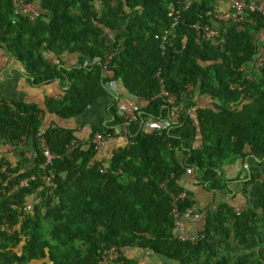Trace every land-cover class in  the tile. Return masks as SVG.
Instances as JSON below:
<instances>
[{
    "label": "trees",
    "instance_id": "1",
    "mask_svg": "<svg viewBox=\"0 0 264 264\" xmlns=\"http://www.w3.org/2000/svg\"><path fill=\"white\" fill-rule=\"evenodd\" d=\"M171 2L180 15L175 27ZM183 2L35 0L44 14L32 21L16 15L11 1L0 0V51L24 65L33 85L60 79L67 87L45 108L0 98V146H28L32 156L15 162L12 150L0 155V166L6 162L9 173L0 182V264H107L112 251L117 262L133 264L125 257L132 249L178 264H264V183L259 182L264 173L259 169L251 173L241 205L207 211L197 243L181 242L175 235L171 195L182 191L179 183L189 168L199 172L205 189H221L218 173L230 159L253 154L264 165V70L252 80L239 71L255 58L264 16L254 13L241 29L227 28L226 43L218 49L196 43L193 28L213 24L207 13L216 0H196L188 10ZM166 30H171V44L163 49L154 36ZM108 33H114L111 44ZM106 53L113 54L112 79L103 72ZM66 54L76 56L77 65L62 63ZM48 56L59 64L50 63ZM161 78L172 92L183 94L190 84L198 85L214 101L213 108L195 111L203 135L200 149L185 138L190 134L184 128L190 123L187 111L162 136L140 128L141 120L168 117L169 107L157 99ZM112 81L147 104L137 122L129 123L132 143L105 163L94 142L81 144L75 130L55 122L45 126L43 118L80 117L110 95V121L91 124L90 137L98 131L114 134L124 120L117 113L118 97L108 89ZM40 136L55 155L50 163ZM72 141L80 146L68 154ZM178 151H185L184 159ZM26 177L34 179L7 193ZM177 205L184 213L195 205L193 195L189 192ZM235 250L240 254L232 258Z\"/></svg>",
    "mask_w": 264,
    "mask_h": 264
},
{
    "label": "crops",
    "instance_id": "2",
    "mask_svg": "<svg viewBox=\"0 0 264 264\" xmlns=\"http://www.w3.org/2000/svg\"><path fill=\"white\" fill-rule=\"evenodd\" d=\"M108 41H113L114 33L107 34ZM257 41L264 42V30L257 35ZM48 61L53 64H59V60L55 57L48 56ZM60 61L66 66L77 65V57L74 55H63ZM61 67V65H60ZM59 67V68H60ZM33 80V77H32ZM113 82V87L108 88L113 92L118 99V92L122 88L117 82ZM190 84V88L187 91L189 95L182 101V111H187L188 119L190 123L184 124L190 133L188 137L185 136L187 142H189L193 149H200L203 144V135L200 133V127L197 121V112L199 108H213L215 104L209 97L203 96L200 92V88L197 85ZM67 89L61 85V80H57L50 84H43L35 86L28 81V76L25 74L24 65L14 59L8 58L3 51H0V98L5 101H23L30 102L38 105V107L45 108L50 98H60L63 92ZM118 91V92H117ZM131 96L127 94V100H130ZM113 101V98L108 95L105 96L100 102L92 104L87 108L85 113L77 118L71 120L57 119L54 115L45 114L43 118L44 125H49L51 122H55L59 127L69 128L75 130V134L80 141L88 140L91 132V124H98L100 122L107 123L110 121V114L108 112L109 104ZM147 104L142 99H133V101H126L122 106H134L139 105L141 108ZM200 104V105H199ZM191 106V107H190ZM185 110V111H184ZM186 120V119H184ZM43 125V126H44ZM44 126V127H45ZM2 143V142H1ZM124 137L119 133H116L115 138L108 143L105 147L99 149V159L103 162H108L112 153L118 148L124 146ZM28 146L22 147L21 150H17L13 146H0V155H7L8 150H12L11 159L16 162L21 157L31 158V152L28 150ZM188 151V149H187ZM25 152V154H23ZM23 154V155H22ZM185 151H178L180 160L184 159ZM263 160L256 158L253 154L246 156L245 158L237 157L230 159L229 165L226 164L221 168L218 173L219 180L221 182V189L206 188L205 184L200 178L199 172L196 170H187L182 178L179 186L186 189L188 193L193 195L195 205L198 212L191 218L192 231L197 233L199 228H203V222L206 217L207 211H218L222 205L236 206L243 203V193L245 189L249 188L248 181L251 178V173L256 172L257 169L262 170L264 173ZM246 164L248 166H246ZM204 184V185H203ZM232 245L237 246L232 240ZM235 248V247H234ZM240 251L235 250L231 253L232 258L239 256ZM127 260L132 261L133 264H178L176 260L163 258L162 256L154 255L143 250L132 249L127 250L125 253Z\"/></svg>",
    "mask_w": 264,
    "mask_h": 264
},
{
    "label": "built area",
    "instance_id": "3",
    "mask_svg": "<svg viewBox=\"0 0 264 264\" xmlns=\"http://www.w3.org/2000/svg\"><path fill=\"white\" fill-rule=\"evenodd\" d=\"M13 5V10L16 15H22L27 17L29 20L36 21L39 19L44 12L38 7L35 3V0H9ZM196 0H184L183 7L185 10H188L191 6H193ZM169 15L172 17V25L171 27H175L179 21L180 15L177 12V7L174 2L168 7ZM257 13V15L264 16V0H216L214 5V9L211 12L207 13V16L210 17L213 24H196L193 26L196 36V43H207L212 47H216L218 49H222L226 43V33L227 28L232 25H237L239 29L244 27V23L249 20L252 14ZM171 30H166L161 35H155V40L159 41L160 46L164 49L166 45H170L171 41L169 36ZM113 54H108L104 56L103 63V72L107 78H113V71L109 68L110 60ZM254 59L250 67L241 66L239 71L245 73L246 79H254L258 75H261L264 70V42H256L255 45V54ZM161 75L159 72L158 76ZM115 85V84H114ZM113 82L108 83V88L110 86H114ZM161 89L159 94L157 95V99L163 101L164 106H168V117H163L158 120L147 119L146 121H140V128L144 130L146 133H156L162 136L165 130H169L171 124L178 120V117L182 115V101L183 98L189 91V87L185 93H176L169 90L163 78L160 80ZM141 107L139 105L134 106H122L120 105L117 109V113L123 118L124 123L122 125L116 126L117 129L114 134H110L108 132H95L93 137H89L88 140L82 141L81 144L94 142L97 148L106 147L109 142H111L116 133H119L124 137V141L126 144H131L129 138H127V134L129 132V123L137 122V115L140 113ZM41 149L48 156V163L51 162V159L55 157L49 151L47 146V141L45 138L41 136L38 137ZM80 146L79 142L72 141L71 145L68 146V154H70L75 148ZM102 171L106 172V168L102 167ZM191 170V169H188ZM3 175H9L8 173V164L4 162L3 165L0 166V182ZM34 177H26L23 179H19L15 181L14 184L8 187L7 193L12 194L16 192V190L25 187L28 185V181L33 180ZM260 183H264V175H262L259 179ZM161 187L167 189V181L161 184ZM172 216L175 222V235L177 239L184 243H197L202 235V228H199L198 232L195 233L192 231L191 226V218L198 212L196 205L191 206V208L187 209L184 213L180 211V208L177 205V201L181 202L188 198V191L182 188V191L179 193H172ZM238 210H240L238 208ZM115 253L112 251L108 256L109 262L107 264H121L115 260Z\"/></svg>",
    "mask_w": 264,
    "mask_h": 264
},
{
    "label": "rangeland",
    "instance_id": "4",
    "mask_svg": "<svg viewBox=\"0 0 264 264\" xmlns=\"http://www.w3.org/2000/svg\"><path fill=\"white\" fill-rule=\"evenodd\" d=\"M39 7V6H38ZM118 92V91H117ZM118 96L120 97L119 98V104L120 105H124L125 104V102L126 101H133V99H135V98H131L130 100H127L126 98H127V92L123 89V88H121L120 89V91L118 92ZM200 105V104H199ZM184 108H185V106H184ZM184 108H182V109H184ZM185 111V110H184ZM184 112L182 111V114H183ZM225 164H226V166H228L229 165V161H227V162H225ZM264 175V174H263ZM108 257H110V256H107V258Z\"/></svg>",
    "mask_w": 264,
    "mask_h": 264
},
{
    "label": "clouds",
    "instance_id": "5",
    "mask_svg": "<svg viewBox=\"0 0 264 264\" xmlns=\"http://www.w3.org/2000/svg\"><path fill=\"white\" fill-rule=\"evenodd\" d=\"M189 169H191V168H189ZM9 194V193H8Z\"/></svg>",
    "mask_w": 264,
    "mask_h": 264
},
{
    "label": "water",
    "instance_id": "6",
    "mask_svg": "<svg viewBox=\"0 0 264 264\" xmlns=\"http://www.w3.org/2000/svg\"><path fill=\"white\" fill-rule=\"evenodd\" d=\"M246 166H248V165L246 164Z\"/></svg>",
    "mask_w": 264,
    "mask_h": 264
}]
</instances>
